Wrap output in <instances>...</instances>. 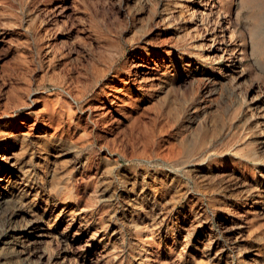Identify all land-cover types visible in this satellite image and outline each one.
Instances as JSON below:
<instances>
[{
    "label": "rangeland",
    "instance_id": "374dc122",
    "mask_svg": "<svg viewBox=\"0 0 264 264\" xmlns=\"http://www.w3.org/2000/svg\"><path fill=\"white\" fill-rule=\"evenodd\" d=\"M0 130V264H264V0H0Z\"/></svg>",
    "mask_w": 264,
    "mask_h": 264
},
{
    "label": "bare ground",
    "instance_id": "6f19581e",
    "mask_svg": "<svg viewBox=\"0 0 264 264\" xmlns=\"http://www.w3.org/2000/svg\"><path fill=\"white\" fill-rule=\"evenodd\" d=\"M215 1V0H214ZM64 6V5H63ZM223 15V14H222ZM195 16V15H194ZM171 18H172V16H171ZM190 20V19H189ZM214 36H216V35H214ZM215 38V37H214ZM223 40V39H222ZM224 42V41H223ZM222 44V43H221ZM250 45V44H249ZM219 47V46H218ZM219 51V50H218ZM171 52V51H170ZM167 53V52H166ZM240 54V53H239ZM136 57V56H135ZM239 57V56H238ZM237 57V58H238ZM133 58V57H132ZM141 59V58H140ZM138 60V59H137ZM233 61V60H232ZM137 63H138V61H137ZM146 73V72H145ZM140 75V74H139ZM142 77V76H141ZM139 80V79H138ZM1 131V130H0ZM3 135V134H2ZM3 138V137H2ZM3 156H4V154H3ZM12 157V156H11ZM4 159V158H3ZM14 162V161H13ZM5 164V163H4ZM16 166V165H15ZM1 182V181H0ZM38 234V233H37Z\"/></svg>",
    "mask_w": 264,
    "mask_h": 264
}]
</instances>
